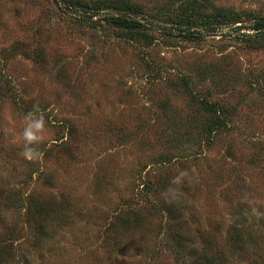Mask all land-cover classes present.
Here are the masks:
<instances>
[{"label": "rangeland", "instance_id": "374dc122", "mask_svg": "<svg viewBox=\"0 0 264 264\" xmlns=\"http://www.w3.org/2000/svg\"><path fill=\"white\" fill-rule=\"evenodd\" d=\"M34 106L45 128L29 162ZM240 211L246 248L231 251ZM255 213L264 0H0V264H196L215 247L257 264Z\"/></svg>", "mask_w": 264, "mask_h": 264}, {"label": "trees", "instance_id": "16d2710c", "mask_svg": "<svg viewBox=\"0 0 264 264\" xmlns=\"http://www.w3.org/2000/svg\"><path fill=\"white\" fill-rule=\"evenodd\" d=\"M108 19H110L111 22L113 23H122L124 25H127L128 27H133V28H136V27H140V26H143L144 28H148V29H157L159 28L160 31L162 32H165V33H168L167 32V29L163 28V26H159V27H156L158 26L157 24L153 25L151 24V22H149L148 20H146L145 22H141V20H135L134 18H128V17H123V16H108ZM201 29L204 30V32L208 29L209 31H217V28H219L220 26L217 25V26H214V25H211V26H205L203 24H201ZM198 34V33H196ZM203 133V132H202ZM7 199L9 200V202H7V206H10L14 203V199L11 198V197H7ZM170 211H172V208H169ZM177 211L175 210L174 211V214H176ZM240 216L239 214L235 217V223L234 224H231L229 229H228V241L230 243V248L228 250H231V251H241L244 246L246 248V244L247 242H245V239H242V235H241V232L244 230L242 225L243 224H240L241 222L243 221H247V222H250V216H248V212H243V211H240ZM46 216L45 215H42L40 213L37 214V218L35 220V225L36 227L42 231L43 228H44V220L46 219ZM58 221H60L59 223H63V219L62 218H57ZM134 226V225H138V218L133 217L132 219H127L126 221H123V222H120V225H119V228L120 229H117L116 232H120L122 231L124 228H127V227H130V226ZM186 236V235H185ZM183 234H179V238H181V240L185 237ZM185 239H187L185 237ZM180 240V241H181ZM184 240V239H183ZM179 241V242H180ZM208 244H209V247L211 246V242H209V240H207ZM183 244H180L178 243V247H182ZM231 251H222L221 249H219V247H215L214 249L212 248V254H210L209 256H206L203 252H201L198 257H197V260H196V264H228L229 261L231 259H233L235 256H234V253H232ZM176 252V251H175ZM177 253V252H176ZM256 261H253L251 262L252 263H255ZM261 263H264V259H262L260 261ZM259 262H257V264H261Z\"/></svg>", "mask_w": 264, "mask_h": 264}, {"label": "clouds", "instance_id": "9594fccd", "mask_svg": "<svg viewBox=\"0 0 264 264\" xmlns=\"http://www.w3.org/2000/svg\"><path fill=\"white\" fill-rule=\"evenodd\" d=\"M38 107L34 106V110L25 116V125L23 127L21 138L23 140V150L20 155L29 162H36L41 158L40 150L35 147L42 142L41 135L45 128V120L43 115L37 116ZM257 216L264 215L255 213Z\"/></svg>", "mask_w": 264, "mask_h": 264}]
</instances>
